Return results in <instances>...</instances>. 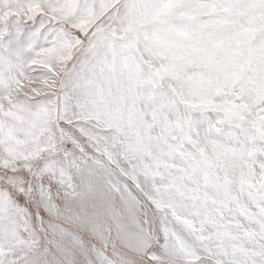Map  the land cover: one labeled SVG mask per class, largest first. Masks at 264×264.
I'll return each instance as SVG.
<instances>
[{"label":"snow or ice","instance_id":"6c2138e0","mask_svg":"<svg viewBox=\"0 0 264 264\" xmlns=\"http://www.w3.org/2000/svg\"><path fill=\"white\" fill-rule=\"evenodd\" d=\"M0 264H264V0H0Z\"/></svg>","mask_w":264,"mask_h":264}]
</instances>
